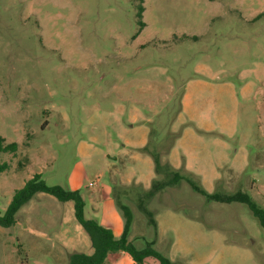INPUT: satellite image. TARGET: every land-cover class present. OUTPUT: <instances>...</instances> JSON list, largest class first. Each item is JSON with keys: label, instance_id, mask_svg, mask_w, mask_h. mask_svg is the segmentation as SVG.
<instances>
[{"label": "rangeland", "instance_id": "1", "mask_svg": "<svg viewBox=\"0 0 264 264\" xmlns=\"http://www.w3.org/2000/svg\"><path fill=\"white\" fill-rule=\"evenodd\" d=\"M0 136L18 142L0 155L2 213L41 172L120 236L117 195L128 238L174 264H264L246 203L185 179L146 195L178 169L264 207V0H0ZM76 252L93 245L72 200L38 192L0 225V264ZM106 264L136 263L119 251Z\"/></svg>", "mask_w": 264, "mask_h": 264}, {"label": "trees", "instance_id": "2", "mask_svg": "<svg viewBox=\"0 0 264 264\" xmlns=\"http://www.w3.org/2000/svg\"><path fill=\"white\" fill-rule=\"evenodd\" d=\"M142 10L143 6L141 5V11ZM17 149L18 142L13 141L6 143L5 138L0 136V155L5 152H16ZM155 161L158 170H160L161 165L158 156H155ZM8 166L7 162L0 161V172L5 171ZM180 179L187 180L194 190L203 194L208 200L226 203H246L264 228V207L257 204L250 193L242 189L233 193H224L220 191L209 192L196 183L190 176L182 174L178 169L173 170L170 177L163 179L159 183L155 182V189L148 191L146 194L147 197H152L157 191L166 186L178 183ZM38 192L49 193L61 201L72 200L74 202L75 216L91 238L93 252L73 253L70 257L69 264H106L109 254L119 251L127 252L136 264H143L145 259L150 256L158 259L159 264H174L170 257L157 250L151 244L148 243L145 247L138 248L128 238V226L131 221V211L120 201L117 195L115 196L116 201L122 208L126 217L125 227L120 236H116L112 228L104 226L96 219L85 217V200L80 189H67L62 185H49L43 178L41 172L35 173L22 187L15 190L4 213L0 211V225H12L20 207L27 203Z\"/></svg>", "mask_w": 264, "mask_h": 264}, {"label": "crops", "instance_id": "3", "mask_svg": "<svg viewBox=\"0 0 264 264\" xmlns=\"http://www.w3.org/2000/svg\"><path fill=\"white\" fill-rule=\"evenodd\" d=\"M115 233V232H114ZM116 235V234H115ZM117 236V235H116Z\"/></svg>", "mask_w": 264, "mask_h": 264}]
</instances>
